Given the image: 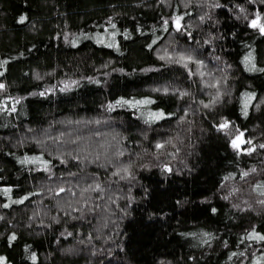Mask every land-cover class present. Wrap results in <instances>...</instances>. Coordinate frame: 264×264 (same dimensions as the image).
I'll use <instances>...</instances> for the list:
<instances>
[{
  "label": "trees",
  "instance_id": "16d2710c",
  "mask_svg": "<svg viewBox=\"0 0 264 264\" xmlns=\"http://www.w3.org/2000/svg\"><path fill=\"white\" fill-rule=\"evenodd\" d=\"M261 26L264 0H0V264H264Z\"/></svg>",
  "mask_w": 264,
  "mask_h": 264
},
{
  "label": "rangeland",
  "instance_id": "374dc122",
  "mask_svg": "<svg viewBox=\"0 0 264 264\" xmlns=\"http://www.w3.org/2000/svg\"><path fill=\"white\" fill-rule=\"evenodd\" d=\"M258 21L257 18H254L250 21L251 24H254ZM260 29L262 31H264V27L261 26ZM232 144L239 147L242 143H243V139L241 137V134L240 133H237L236 135L233 136L232 140H231Z\"/></svg>",
  "mask_w": 264,
  "mask_h": 264
}]
</instances>
